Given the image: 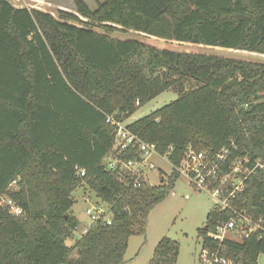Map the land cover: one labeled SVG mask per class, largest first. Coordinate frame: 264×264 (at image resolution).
<instances>
[{
  "label": "trees",
  "instance_id": "1",
  "mask_svg": "<svg viewBox=\"0 0 264 264\" xmlns=\"http://www.w3.org/2000/svg\"><path fill=\"white\" fill-rule=\"evenodd\" d=\"M56 18L0 0V264H125L129 240L146 234L151 211L181 177L159 185L107 170L114 148L108 116L123 121L167 91L179 98L128 127L172 166L189 148L248 157L252 174L233 206L264 217V64L160 49L112 35L264 55V0H103ZM138 160L135 149L120 156ZM85 172L79 176L78 170ZM16 183V184H15ZM15 185L14 190L11 187ZM88 187L110 209L74 244L73 194ZM228 214L212 210L206 235ZM228 257L256 263L264 239L227 241ZM179 244L162 239L150 264H177Z\"/></svg>",
  "mask_w": 264,
  "mask_h": 264
},
{
  "label": "rangeland",
  "instance_id": "2",
  "mask_svg": "<svg viewBox=\"0 0 264 264\" xmlns=\"http://www.w3.org/2000/svg\"><path fill=\"white\" fill-rule=\"evenodd\" d=\"M7 1L16 8L35 9L50 13L56 18L58 17L59 10L76 13L74 0ZM84 1L92 10H95L97 3L103 0ZM112 36L120 40H137L165 50L205 54L264 64V55L255 53L165 41L131 31L115 33ZM178 98L179 96L173 91L163 93L138 108L125 121V125L129 126L134 121L149 116L175 102ZM152 165L154 168L147 170V176L149 184L153 186L159 185L162 179L166 180L173 171L172 166L162 159L154 158ZM14 189H16L15 185L11 187V190ZM73 200L75 204L71 213L79 221L80 226L78 231L75 232L74 237L67 241V246L69 247L74 246L75 242L83 235L85 229H90L92 226L90 218L86 215L87 209L101 204L96 195L86 186H82L74 192ZM214 209L215 204L211 196L197 190L185 177L181 176L169 196L151 211L148 217L146 234L134 236L129 240L125 264H150L157 245L165 238L179 244L180 252L177 264H200L203 247L200 231L207 223L208 214ZM262 262H264V259H261L260 264Z\"/></svg>",
  "mask_w": 264,
  "mask_h": 264
},
{
  "label": "built area",
  "instance_id": "3",
  "mask_svg": "<svg viewBox=\"0 0 264 264\" xmlns=\"http://www.w3.org/2000/svg\"><path fill=\"white\" fill-rule=\"evenodd\" d=\"M106 122L114 128L115 136L114 148L105 161L107 170L118 172L123 179L129 176L135 185H138L141 181H148L147 170L154 168V158L169 163L167 158L157 152L154 145L144 142L138 134L131 131L118 114L108 116ZM130 149L137 151L138 160L125 161L120 158ZM232 151H238L235 143L219 152L189 148L180 166L175 167L169 163L173 170L185 177L197 190L209 194L216 210L229 216L227 220L218 223L214 231L207 233L206 238L210 243L202 247L200 264H253L237 262L228 257L225 242L244 243L254 236L260 240L264 239V217L254 219L233 206L234 200L244 193L246 180L253 170L248 167V157L233 158ZM78 172L80 177L85 176L83 170ZM0 206L7 207L14 216L22 214L19 207L9 199L1 198ZM86 215L90 218L92 226L99 222L106 226L112 224L110 209L106 205L99 204L89 208ZM89 230L85 229L83 235ZM261 259H264V254L254 264H260Z\"/></svg>",
  "mask_w": 264,
  "mask_h": 264
}]
</instances>
